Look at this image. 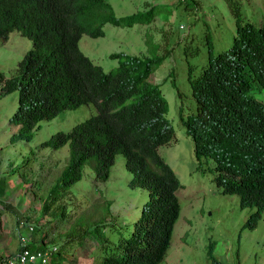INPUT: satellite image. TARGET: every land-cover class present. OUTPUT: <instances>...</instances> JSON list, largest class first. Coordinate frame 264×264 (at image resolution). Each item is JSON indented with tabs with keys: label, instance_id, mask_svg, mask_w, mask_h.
<instances>
[{
	"label": "trees",
	"instance_id": "obj_1",
	"mask_svg": "<svg viewBox=\"0 0 264 264\" xmlns=\"http://www.w3.org/2000/svg\"><path fill=\"white\" fill-rule=\"evenodd\" d=\"M227 3L235 24L232 41L214 54L208 46L197 77L191 78L192 65L187 67L195 109L184 116L179 112L178 118L190 136L194 155L212 161V178L221 192L236 193L240 207H253L243 223L251 228L264 209V104L252 94L254 86L264 94V23L242 20L233 1ZM155 14L150 5L116 15L105 0H0V38L14 28L32 40L16 72L0 74L2 92L17 90V106L7 122L18 128L9 139H29L38 120L64 108L87 102L97 108L69 131L57 130L41 141L56 147L69 140L70 152L58 182L41 198V210L48 211L58 191L80 177L84 163L96 178L105 179L116 152L123 154L131 172L128 184L148 190L121 254L104 256V264H157L179 212L175 192L182 184L157 152L173 136L168 104L158 84L147 79L169 49L150 56L110 52L117 62L103 69L77 48V42L82 33L103 35L106 22L148 23ZM37 229L30 232V248L35 246ZM213 245L208 240L206 257L220 264Z\"/></svg>",
	"mask_w": 264,
	"mask_h": 264
},
{
	"label": "rangeland",
	"instance_id": "obj_2",
	"mask_svg": "<svg viewBox=\"0 0 264 264\" xmlns=\"http://www.w3.org/2000/svg\"><path fill=\"white\" fill-rule=\"evenodd\" d=\"M105 1L116 15L143 10L150 5H154L156 14L148 23L117 26L106 22L102 26L103 35L80 36V50L103 69L116 63L115 58L108 56L109 52L150 56L169 49L148 78L158 84L165 97L166 116L173 128V137L159 145L157 151L174 170L182 186L175 192L179 212L169 245L157 264H212L206 257L208 240L214 241L213 254L220 264H264V209L253 228L244 227V219L253 207H240L236 193L221 192L212 178L211 160L201 158L197 162L190 136L178 118L179 112L184 116L194 107L186 78L187 67L192 65L190 77H197L206 63L208 46L214 54L232 41L235 24L227 0ZM231 1L242 20L255 25L264 23V0ZM30 44L27 37L15 30L10 31L6 39L0 38V73H13ZM252 94L264 104L261 89L254 86ZM16 95V90L0 92L1 212L8 216L9 210L20 220L26 213L32 216L30 209L37 208L35 226L40 231L37 238L47 231L49 241L66 256L60 264H104V256L120 255L121 240L129 234L147 195L145 188L127 185L130 173L124 167L121 154L115 155L105 180L95 179L92 170L84 164L81 177L52 203L55 205L51 211L39 213L38 196L47 194L68 156L67 143L51 148L40 142L53 131L68 130L75 122L93 114L94 106L88 103L62 110L50 119L39 120L38 126L31 129L29 139L10 140L9 135L18 128L7 122L15 109ZM30 186L32 193L27 189ZM106 199L110 201L109 206L103 205ZM60 205L64 208L57 215L58 208L54 211L53 208ZM7 235L14 245V231Z\"/></svg>",
	"mask_w": 264,
	"mask_h": 264
},
{
	"label": "clouds",
	"instance_id": "obj_3",
	"mask_svg": "<svg viewBox=\"0 0 264 264\" xmlns=\"http://www.w3.org/2000/svg\"><path fill=\"white\" fill-rule=\"evenodd\" d=\"M173 0H171V2H172ZM248 21V20H247ZM251 22V21H250ZM113 25V24H112ZM103 26V25H102ZM103 28V27H102ZM12 30H15V31H17L19 34H21L20 33V31H19V29H14V28H12V29H10L9 31H8V33L10 32V31H12ZM8 33H7V36H8ZM235 33V32H234ZM82 34H84V33H82ZM22 35V34H21ZM7 36L5 37V38H1V39H6L7 38ZM22 36H24V35H22ZM26 37V36H25ZM28 38V37H27ZM30 41H31V44H30V46H29V48H31L32 47V40L30 39V38H28ZM28 48V49H29ZM77 48L80 50V48H79V46H78V42H77ZM27 49V50H28ZM27 50H25L24 51V53L22 54V56L20 57V59L17 61V66H16V69L18 68V64H19V62H21V60L24 58V54H25V52L27 51ZM81 51V50H80ZM82 52V51H81ZM83 53V52H82ZM110 53V52H109ZM109 53H108V56H109ZM86 55V54H85ZM131 55V54H130ZM110 57V56H109ZM87 58L89 59V60H91L92 61V63H96V62H94L88 55H87ZM112 58H114V57H112ZM116 59V58H115ZM117 62V61H116ZM96 64H98V63H96ZM116 64V63H115ZM114 64V65H115ZM14 72H16V70L15 71H13V73ZM13 73H9V74H7V75H10V74H13ZM0 74H2L3 76H5V74H3V73H0ZM150 76V75H149ZM148 76V77H149ZM148 80H150V78H147ZM16 90V89H15ZM160 90V89H159ZM14 91V90H13ZM0 92L1 93H8V92H2V90H0ZM16 92H17V90H16ZM162 94V93H161ZM193 98V97H192ZM16 102H17V95H16ZM193 102H194V107H193V111H194V109H195V101H194V99H193ZM88 103H91L93 106H94V108H95V112L93 113V114H95L96 112H97V108H96V105L94 104V103H92V102H87V103H81V104H88ZM81 104H79V105H81ZM79 105H77V106H79ZM16 106H17V103H16ZM16 106H15V108H16ZM77 106H75V107H77ZM75 107H71V108H75ZM65 109H70V108H64V109H62V110H65ZM62 110H60V111H62ZM60 111H58L57 113H59ZM13 112V111H12ZM56 113V114H57ZM56 114H54L53 116H51V117H48V118H41V119H50V118H52V117H54ZM93 114H90L89 116H91V115H93ZM89 116H87L86 118H88ZM86 118H84L83 120H85ZM83 120H80V121H78V122H75L74 124H72L71 125V127L68 129V130H62V129H57V130H59V131H62V132H67V131H69L71 128H72V126H74L75 124H77V123H79V122H81V121H83ZM39 121V120H38ZM38 123V122H37ZM35 126H38L37 124L35 125ZM57 130H55V131H57ZM55 131H53L52 133H50V135L51 134H53ZM102 134V133H101ZM49 135V136H50ZM49 136H47L46 138H44V139H47ZM173 137V136H172ZM43 139V140H44ZM170 140V139H169ZM168 140V141H169ZM167 141V142H168ZM167 142H165V143H167ZM41 143V142H40ZM64 143H67V145H68V156H67V160H66V162L63 164V166L60 168V171H59V175L57 176V178H56V180L50 185V187L55 183V182H58V179H59V176H60V173H61V170L63 169V167L68 163V160H69V140H66V141H64L62 144H60V145H58V146H56V147H52V146H50V145H42V146H49V147H51V148H57V147H59V146H61V145H63ZM164 144V143H163ZM161 145V144H160ZM192 151H193V149H192ZM158 152V151H157ZM117 153H119V154H121L122 156H123V154L122 153H120V152H116L115 154H114V157H115V155L117 154ZM193 155H194V152H193ZM161 156V155H160ZM162 157V156H161ZM123 158H124V156H123ZM194 158L197 160V162H199V160L201 159H199L198 157H196L195 155H194ZM162 159L164 160V158L162 157ZM113 161H114V158H113ZM113 161H112V163H113ZM165 161V160H164ZM124 162H125V158H124ZM167 164H168V162L167 161H165ZM212 162V161H211ZM112 163L109 165V167H108V172H107V176L105 177V179L108 177V174H109V169H110V166L112 165ZM84 164H87L88 166H89V168L92 170V172H93V176H94V178L95 179H98V180H105V179H99V178H96L95 177V175H94V171H93V169H92V167L88 164V163H84ZM83 164V165H84ZM83 165H82V167H83ZM7 166H9V163H7ZM168 166L170 167V169L173 171V173L175 174V172H174V170L171 168V166L168 164ZM124 167L126 168V166H125V163H124ZM209 168H211L212 169V165L209 167ZM127 169V168H126ZM128 170V169H127ZM129 171V170H128ZM129 173H130V177H131V172L129 171ZM81 174H82V168H81ZM81 174H80V177H81ZM214 174V173H213ZM176 175V174H175ZM79 177V178H80ZM130 177H129V179H130ZM213 177V176H212ZM78 178V179H79ZM77 179V180H78ZM129 179L127 180V185L128 186H130L129 184H128V182H129ZM9 180H12V179H9ZM1 186V185H0ZM49 187V188H50ZM130 187H142V188H145L146 189V192H147V195H146V199L148 198V190H147V188L145 187V186H130ZM27 189L32 193V186H30V187H27ZM67 189V188H66ZM59 190L58 191V193H59V196L60 195H63L67 190ZM49 190V189H48ZM59 196L56 198V199H58L59 198ZM42 197H44V196H38V199H40V204H41V198ZM56 199L52 202V203H54L55 201H56ZM145 199V200H146ZM144 200V201H145ZM50 204V206H49V208H48V211L46 210L45 212H43L42 210H41V208H40V210H39V213L40 214H45V213H47V212H50L51 211V209H52V207L55 205V204ZM40 204H39V207H40ZM103 205H106V206H109L110 205V201L108 200V199H106L104 202H103ZM143 205V204H142ZM62 208L61 209V211H60V213L62 212V210H63V208H64V205H60V206H57V207H55V208H53V211L54 210H56V208ZM141 208H142V206H141ZM141 208H140V211H141ZM30 210H33V214H32V216H28V214L26 213V215L25 216H23L22 217V219H20V220H18L16 217H14V214L11 212H9V210H8V216H4V214L1 212V209H0V240H1V238H2V240H1V242L0 243H3V242H6V240H7V245H6V248H7V250L6 251H3V249L1 250L0 249V264H4V262H3V259H4V257H6V255H12V254H15L16 252H18L19 250H21V249H23V248H25V249H27L28 251H34V250H37V249H40V250H44V249H49V251H50V254H49V258H48V260L44 263V264H52V262H58L59 261V264H60V262L62 261V260H64V258H66V256L63 254V252H61L60 251V249H59V247L56 245V244H54L53 242H51V241H49L50 240V236L49 235H46L47 234V231L45 230V235H44V233H42V235H40L38 238H37V236L40 234V231L38 230H36V231H34V232H36L35 233V235H36V241H34V247L32 246L31 248L28 246L29 244H33V243H30V241H31V235H30V232H33V229L34 228H36L37 226H35L36 225V216L38 215V210H37V208L36 209H34V208H31ZM60 210V209H59ZM58 210V211H59ZM140 211H139V214H140ZM139 214L137 215V217L133 220V222H132V226H131V230L133 229V224H134V222H135V220L138 218V216H139ZM1 215H2V218H1ZM27 217V219H25V226L23 225V219L24 218H26ZM14 218V219H13ZM245 220V219H244ZM2 221L3 222H5L4 223V226L2 225ZM18 222V223H17ZM39 226H41V224H38ZM104 226V225H103ZM18 227H22V229H19ZM244 227H246V228H249V227H247V226H244ZM95 228V227H94ZM251 228H253V227H251ZM250 228V229H251ZM14 231V234H15V244L14 245H12L11 244V240H10V237L7 235V234H9L10 233V231ZM130 230V231H131ZM38 232V233H37ZM85 232V231H84ZM44 235V236H43ZM86 235L85 234H83V236H82V238H84ZM21 237H23L24 238V241H22V239H21ZM34 239V240H35ZM123 240H124V238H122V240H121V246H122V242H123ZM170 240V239H169ZM168 245H169V243H168ZM4 249H6L5 247H3ZM167 248H168V246H167ZM167 248H166V250H167ZM121 249V248H120ZM166 250H165V253H166ZM212 250H213V248H212ZM165 253H164V255H165ZM164 257V256H163ZM68 260H70V261H72V260H74L73 258H67ZM162 260V259H161ZM160 262V261H159ZM35 264H41V263H39V261L38 262H36ZM239 264H241V263H239Z\"/></svg>",
	"mask_w": 264,
	"mask_h": 264
},
{
	"label": "built area",
	"instance_id": "obj_4",
	"mask_svg": "<svg viewBox=\"0 0 264 264\" xmlns=\"http://www.w3.org/2000/svg\"><path fill=\"white\" fill-rule=\"evenodd\" d=\"M21 239L24 241L23 237ZM49 254V249L28 251L23 248L15 254L6 255L3 262L4 264H35L39 261V263L44 264L48 260Z\"/></svg>",
	"mask_w": 264,
	"mask_h": 264
},
{
	"label": "crops",
	"instance_id": "obj_5",
	"mask_svg": "<svg viewBox=\"0 0 264 264\" xmlns=\"http://www.w3.org/2000/svg\"><path fill=\"white\" fill-rule=\"evenodd\" d=\"M1 218H2V215H1ZM2 225L4 226L3 221H2ZM6 245H7V240L6 242L0 243V249L1 250L3 249V251H6L7 250ZM3 247H5L6 249H4Z\"/></svg>",
	"mask_w": 264,
	"mask_h": 264
}]
</instances>
